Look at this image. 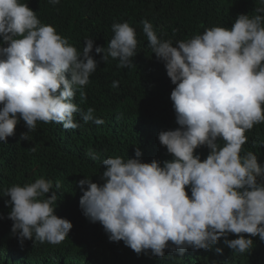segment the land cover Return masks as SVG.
Here are the masks:
<instances>
[{
    "label": "clouds",
    "instance_id": "1",
    "mask_svg": "<svg viewBox=\"0 0 264 264\" xmlns=\"http://www.w3.org/2000/svg\"><path fill=\"white\" fill-rule=\"evenodd\" d=\"M140 23L175 85L170 99L179 127L158 134L172 158L144 162L137 147L134 158L103 159V183L87 176L78 182L80 208L103 226L110 241L122 240L137 254L163 257L170 249L186 256L215 247L234 259L253 248L252 237L264 241V164L243 148L246 133L264 123V0H257L254 13L239 14L231 27L215 25L175 43L147 19ZM111 28L106 47L86 38L79 50L25 0H0V142L7 144L21 119L28 129L21 139L27 140L38 122L62 124L65 130L81 126L77 116L84 123H104L94 108L80 107L98 69L93 49L103 53L104 62L111 58L117 67L130 68L139 43L130 22ZM201 146L210 149L205 159L196 152ZM88 155L98 158L93 149ZM63 185L41 176L3 189L0 195L10 197L5 203L11 232L21 247L25 240L58 245L68 237L73 223L55 211ZM188 264L226 262L207 255Z\"/></svg>",
    "mask_w": 264,
    "mask_h": 264
},
{
    "label": "trees",
    "instance_id": "2",
    "mask_svg": "<svg viewBox=\"0 0 264 264\" xmlns=\"http://www.w3.org/2000/svg\"><path fill=\"white\" fill-rule=\"evenodd\" d=\"M25 2L43 23L56 26L79 50L86 38L106 47L113 36L114 22H130L139 43L130 68L117 67L118 61L111 58L104 62L103 53L96 54L93 49L98 69L90 77L85 88L87 101L80 107L94 108L103 124L84 123L79 116L81 126L77 129L38 122L27 140L21 139V134L28 131L21 119L7 144L0 142V194L6 187L34 182L41 176L63 180L64 185L57 190L55 211L73 223L68 237L58 245L25 240L21 247L11 232L13 221L7 218L11 209L5 201L10 197L0 195V213L5 209L0 217V264H188L207 255L222 258L226 264H264V241L258 236L252 237L254 245L249 252L234 254L235 260L223 251L217 253L215 247L197 249L199 254L189 250L186 256L170 249L163 257L153 256L150 251L137 254L122 240L110 241L103 226L83 214L79 205L83 193L78 184L86 176L103 183L102 160L117 155L134 158L137 147L144 162L160 160L161 156L163 161L172 158L158 134L179 127L170 99L175 85L164 62L152 53L140 22L147 19L163 39L175 43L215 25L231 27L239 14L254 13L257 0H60L55 6L48 0ZM113 81H119V87H111ZM76 102L79 103L78 95ZM246 135L248 141L243 148L255 152L259 163L264 164V146L256 143L264 141V123L254 125ZM89 149L95 150L97 159L88 155ZM196 152L205 159L210 149L201 146Z\"/></svg>",
    "mask_w": 264,
    "mask_h": 264
}]
</instances>
